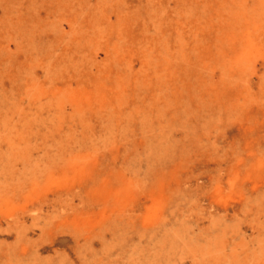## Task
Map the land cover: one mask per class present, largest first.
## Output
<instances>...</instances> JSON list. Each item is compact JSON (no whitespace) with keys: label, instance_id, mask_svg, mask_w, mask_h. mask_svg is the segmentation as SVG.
<instances>
[{"label":"rangeland","instance_id":"rangeland-1","mask_svg":"<svg viewBox=\"0 0 264 264\" xmlns=\"http://www.w3.org/2000/svg\"><path fill=\"white\" fill-rule=\"evenodd\" d=\"M218 12L0 0V264H264V31L224 79Z\"/></svg>","mask_w":264,"mask_h":264},{"label":"bare ground","instance_id":"bare-ground-1","mask_svg":"<svg viewBox=\"0 0 264 264\" xmlns=\"http://www.w3.org/2000/svg\"><path fill=\"white\" fill-rule=\"evenodd\" d=\"M218 5V12L221 17H223V23H221L222 34L216 36L215 44L216 49L214 54L209 55L210 60L216 63V65L225 71L224 79H233L237 75L231 78V74L237 72L241 68L244 59L243 56L247 55L248 52L253 48L252 42L249 40L247 35L252 33H257L258 31H264V3L260 1H249L243 2L241 0H214ZM217 10V9H216ZM223 13V14H222ZM197 20H201L200 15L196 14ZM195 19V21H197ZM231 23H236L232 26ZM224 24V25H223ZM226 26V27H225ZM150 63V62H149ZM104 80L98 81L96 84L97 93L103 100L107 102H119L121 97L118 94L117 87L108 88ZM111 87V86H110ZM173 94L175 92L171 91ZM176 95V94H175ZM145 124L152 125L147 122ZM29 127V125H27ZM27 134H36L37 131L29 132L28 129L24 130ZM119 131V130H114ZM48 138L52 142L51 144L60 143V138L67 136L74 140L80 135V131H63L61 134L58 131H47ZM38 134V133H37ZM59 135L61 137H59ZM58 138V139H56ZM24 139V142L21 144L23 148L33 149L36 148L35 145H31L28 141ZM26 140V141H25ZM65 140V139H64ZM101 146H106L109 142V139L102 138ZM99 141V142H100ZM98 144V142L96 143Z\"/></svg>","mask_w":264,"mask_h":264}]
</instances>
